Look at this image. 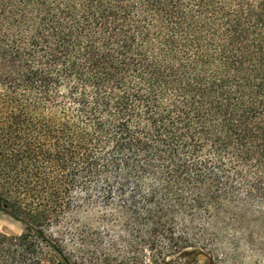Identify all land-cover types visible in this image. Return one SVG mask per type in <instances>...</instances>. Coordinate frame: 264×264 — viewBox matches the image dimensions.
<instances>
[{"label": "trees", "instance_id": "trees-1", "mask_svg": "<svg viewBox=\"0 0 264 264\" xmlns=\"http://www.w3.org/2000/svg\"><path fill=\"white\" fill-rule=\"evenodd\" d=\"M0 212V264L263 257L264 0H0Z\"/></svg>", "mask_w": 264, "mask_h": 264}, {"label": "rangeland", "instance_id": "rangeland-1", "mask_svg": "<svg viewBox=\"0 0 264 264\" xmlns=\"http://www.w3.org/2000/svg\"><path fill=\"white\" fill-rule=\"evenodd\" d=\"M89 219L92 220L91 218ZM218 226L221 227V225ZM218 226L211 223V225L206 227L204 233L198 234L199 238L197 239L200 241V238H202V243L206 245V255H211V257L220 264H264V256H257V254L253 253L245 245L233 243L231 241V235L224 231H220ZM2 232L18 235L22 232V225L0 213V233ZM100 233L103 243L106 246H108L107 244L110 240L108 238L112 237L114 239L116 237L115 233L108 235L105 230H101ZM263 239L264 233H258V235L255 236L257 246H262V244H264ZM124 250L126 251L125 248H119L111 251V253L116 255L120 252L123 253ZM156 252L157 250L152 251V253L149 251L151 255H155ZM149 257L148 253H146V259H149ZM204 259L205 258H201V261H204Z\"/></svg>", "mask_w": 264, "mask_h": 264}, {"label": "crops", "instance_id": "crops-1", "mask_svg": "<svg viewBox=\"0 0 264 264\" xmlns=\"http://www.w3.org/2000/svg\"><path fill=\"white\" fill-rule=\"evenodd\" d=\"M1 213V212H0ZM3 214V213H2ZM5 215V214H4ZM19 223V222H18ZM22 232H23V226H22ZM22 232L20 233V234H22ZM3 234H8V235H14V236H18V235H20V234H18V235H15V234H9V233H6V232H2Z\"/></svg>", "mask_w": 264, "mask_h": 264}]
</instances>
